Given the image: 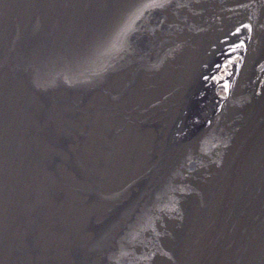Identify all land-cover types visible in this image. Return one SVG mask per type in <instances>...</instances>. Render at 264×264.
Masks as SVG:
<instances>
[{
  "label": "water",
  "instance_id": "water-1",
  "mask_svg": "<svg viewBox=\"0 0 264 264\" xmlns=\"http://www.w3.org/2000/svg\"><path fill=\"white\" fill-rule=\"evenodd\" d=\"M113 264H264V0H182Z\"/></svg>",
  "mask_w": 264,
  "mask_h": 264
},
{
  "label": "snow or ice",
  "instance_id": "snow-or-ice-1",
  "mask_svg": "<svg viewBox=\"0 0 264 264\" xmlns=\"http://www.w3.org/2000/svg\"><path fill=\"white\" fill-rule=\"evenodd\" d=\"M170 0H151L149 4L146 5V7H158V8H163L165 7ZM246 27H251V25H247ZM239 31V29H237Z\"/></svg>",
  "mask_w": 264,
  "mask_h": 264
}]
</instances>
